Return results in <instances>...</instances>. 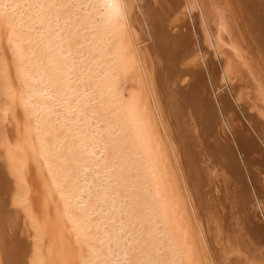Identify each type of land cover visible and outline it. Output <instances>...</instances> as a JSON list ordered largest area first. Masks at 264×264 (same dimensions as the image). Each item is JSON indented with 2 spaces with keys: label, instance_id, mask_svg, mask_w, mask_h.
<instances>
[{
  "label": "bare ground",
  "instance_id": "6f19581e",
  "mask_svg": "<svg viewBox=\"0 0 264 264\" xmlns=\"http://www.w3.org/2000/svg\"><path fill=\"white\" fill-rule=\"evenodd\" d=\"M44 1L0 0V264L124 260L118 252L109 259V241L121 231L108 193L98 189L104 180L94 181L95 167L126 142L155 199L161 245L171 251L166 264H264V108L257 103L264 104V87L236 69L238 44L228 60L216 43L236 29L264 54V0H221L226 13L205 0H82L88 23L80 19L81 29L103 61L93 93L115 113L104 132L80 122L91 105L77 86L82 70L67 38L81 21L68 17L55 28ZM67 161L80 177L70 176ZM121 177L123 188L132 185Z\"/></svg>",
  "mask_w": 264,
  "mask_h": 264
},
{
  "label": "rangeland",
  "instance_id": "374dc122",
  "mask_svg": "<svg viewBox=\"0 0 264 264\" xmlns=\"http://www.w3.org/2000/svg\"><path fill=\"white\" fill-rule=\"evenodd\" d=\"M51 1V2H50ZM45 0L44 1V8H42L45 12H47V13H49L48 15L50 16H48L47 18L49 19L47 22H52L53 23V25L55 24V28H56V26H57V24L59 25H61L62 24V22H67V20L69 21V19H65V18H68V17H72V19L73 20H75V22H79V21H83V20H85V16H86V14L87 13H85V11H84V9H85V6L82 4V0ZM205 1H207L206 3V5H208L209 7H211V8H213L214 7V5L216 4V3H218L217 5L218 6H220L221 8V10L222 9H224V13H226V11H227V8H226V5H223V3H222V1L221 0H205ZM204 1V2H205ZM79 2H80V4H79ZM221 4H220V3ZM19 3V2H18ZM215 3V4H214ZM35 5L33 4L32 5V7H34ZM50 6V7H49ZM213 6V7H212ZM216 6V5H215ZM46 7V8H45ZM51 8V9H50ZM48 9V10H47ZM214 9V8H213ZM51 10H52V13H51ZM214 11V10H213ZM31 12H32V10H31ZM51 19V20H50ZM62 19H65V20H62ZM81 19V20H80ZM81 21V22H82ZM56 22V23H55ZM80 22V26H78V25H76L75 26V31L72 33V32H68V38H67V41H68V43L70 44V45H72L73 43L75 44V55H74V57H76L75 58V60H74V62L75 61H78V62H76L77 64H78V66H80L81 67V72L80 71H78L77 72V74H78V81H77V86L79 87V89H81L85 94V99L88 101V102H86V104H85V106L87 107L88 105H91V114L90 115H87V116H85V117H83L82 116V121H80L82 124L84 123V125H85V127H82L83 129H85L86 127H90L91 125V127L92 128H90V130H92L94 127L95 128H97L98 126V128L97 129H100V130H102L103 132H104V129H106V126H108V123L109 122H111L112 120H113V117H114V115H115V113H113V112H111L110 111V109L113 107L112 105L110 106L111 108H109V106H103V105H101V104H98V98H97V94H94V93H96L94 90L95 89H93V83H92V81L93 80H95V79H97L99 76H95V75H97V71L99 70V69H97V67H99V68H101L102 67V63H103V61H102V58L101 57H98V55L96 54V52H93L92 51V49H91V47H90V44H91V39H90V34H89V32H88V30H86V29H81L82 27H81V24H83L84 25V21L81 23ZM212 22V21H211ZM85 23H88V21H86L85 20ZM87 25V24H86ZM77 30V31H76ZM36 31H39V30H35V32ZM213 36H214V38H213V42H215L217 39H216V34H217V32H216V28H214L213 29ZM232 32V33H231ZM37 33V32H36ZM61 33V32H60ZM229 35L228 34H224V33H222L223 35L221 36V37H223L222 38V44H221V42H218V40L216 41V43L218 44V46H219V44H220V46L221 47H219L218 48V51H220L221 53H222V55H224V57L225 58H227L228 60H234L233 58H235L233 55H231L232 54V51H231V47H230V45L232 44V43H235V44H238L239 45V47H240V49H241V56H242V60H237L236 58V62H234V64L236 65V69L237 70H239V71H243V73L245 74V76H246V79H248V80H250V82H251V80L253 81V82H255L256 80H258V82H260L259 84H261V86H263L264 87V63L262 64V62L264 61V54L262 53V52H260V54H259V52L258 51H260L259 49H258V51H256L257 50V48H255V52H254V50L250 47V45H249V42H250V40L248 39V37L246 36V37H244V34L243 33H241V31L240 30H236V29H233V31L232 30H230L229 31ZM37 34H35V36H36ZM72 35V36H71ZM74 35V36H73ZM235 35V36H234ZM69 36H70V38H69ZM231 36V37H230ZM238 36V37H237ZM90 39V40H89ZM215 39V40H214ZM236 39V40H235ZM241 39V40H240ZM231 40V41H230ZM243 40V41H242ZM231 42V43H230ZM212 43V42H211ZM252 43V42H251ZM3 44H5V51H6V54L9 56V57H12V54H11V51H12V49H11V47L8 45V43L7 42H3ZM247 44V45H246ZM245 45V46H244ZM242 47V48H241ZM95 48V47H94ZM222 48V49H221ZM243 49V50H242ZM95 50H97V49H95ZM252 52V53H251ZM257 52V53H256ZM244 53H245V55H244ZM84 59V60H83ZM258 59V60H257ZM94 62V63H93ZM102 62V63H101ZM240 62H242V64H240ZM97 63H98V65H97ZM237 63V64H236ZM261 63V64H260ZM80 64V65H79ZM101 64V65H100ZM240 64V65H239ZM256 64V65H255ZM245 67H244V66ZM249 66V67H248ZM261 66V67H260ZM242 67V68H241ZM259 67V68H258ZM248 68V69H247ZM36 70H37V68H36ZM245 70H247V71H245ZM255 70V71H254ZM50 71V70H49ZM259 71V72H258ZM247 73L249 74V76L247 75ZM250 74H251V76H250ZM253 75V76H252ZM248 77V78H247ZM259 77V78H258ZM253 82H251L254 86H256V82L255 83H253ZM257 87V86H256ZM256 91V92H255ZM94 92V93H93ZM253 93H254V95H256V96H258V93H257V88H253ZM257 93V94H256ZM105 96H106V94H105ZM92 97H96V100H94L93 101V99H92ZM257 99H258V97H257ZM257 103L258 104H260L259 106H261V107H263L264 108V104L261 102V101H259V100H257ZM93 108V109H92ZM95 108V109H94ZM98 108V109H97ZM107 108V109H106ZM95 111V112H94ZM94 112V113H93ZM110 112H111V114H110ZM108 113V114H107ZM100 115H101V118H100ZM90 116H91V118H90ZM109 116V117H108ZM108 117V118H107ZM104 118V119H103ZM101 119V120H100ZM109 119H111V120H109ZM103 120V121H102ZM107 120H108V122H107ZM98 122V123H97ZM101 122V123H100ZM103 122V123H102ZM105 122V123H104ZM87 123V124H86ZM107 123V124H106ZM111 124H112V126H111ZM103 125H105V126H103ZM97 126V127H96ZM105 127V128H104ZM112 127V128H111ZM113 127H114V129H113ZM111 129V130H110ZM110 129H109V132H111L112 134H113V131H114V134H113V137H118L120 134H121V132L120 131H118L117 130V127H116V125H114L113 123H110ZM116 134V135H115ZM119 134V135H118ZM55 135H56V137L58 136V132H56L55 133ZM51 141V140H50ZM125 145V146H124ZM124 146V147H123ZM127 146V147H126ZM129 144L126 142V143H124L123 145H121V147L123 148V150H122V148L120 149L119 148V151L121 150V152H118V150H116V152H114V154L112 153V154H108V157H107V159H106V163H105V165H104V162L102 163V165H97V167H95V170H98L99 172V175L97 176L98 178V180H96V181H94L95 183H100V181H102V180H104V181H102L101 182V184H99V190H100V192H105L106 194L108 193V196H109V204H110V206L112 207V208H114V210H115V215H116V220H117V227L118 226H120V237H118V238H116V237H114V238H112V241H109V248L107 249V251L110 253L109 254V259L111 260V259H113V257H114V259H116L117 257H116V252H118V253H120L119 255H120V258L121 257H125L124 258V260H122V261H116L115 263H117V264H128V262H129V264H161L162 262H164V263H162V264H166L167 263V261H168V259L171 257L170 256V250L169 249H167V248H165L164 249V247H163V245H164V243H165V239H164V235H162V234H160L159 232H160V228H161V230H164L162 227H160L161 226V223H159L158 224V222H160L159 221V219L157 218V215L155 214V212H156V204H155V199L154 198H152L153 196H152V191H151V188L149 187V183H148V181H147V179L144 177V179H142L143 177L142 176H140L141 174V171L140 172H138V170H135L134 169V167H132L131 166V158H130V151H129ZM126 149V150H125ZM96 150H98V148H96ZM127 151V152H126ZM129 152V153H128ZM126 153V154H125ZM127 153H128V156H127ZM118 154V155H117ZM115 155V156H114ZM117 155V156H116ZM123 155V156H122ZM124 155H125V157H126V159H127V157L129 158V159H127V160H125V157H124ZM82 156V158H83V154L81 153V155H80V157ZM114 158H113V157ZM120 156V157H119ZM123 158H122V157ZM113 158V159H112ZM120 158V159H119ZM110 159V160H109ZM123 159L127 162H125V161H123ZM115 160V161H114ZM118 160H122L121 162L120 161H118ZM114 161V162H113ZM118 161V162H117ZM68 162V163H67ZM66 162V168H68L69 169V171H68V173L70 174V176H74L75 174H77L78 173V171L77 170H75V167L73 166V165H71V162L70 161H67ZM86 164H87V162H86V160L84 161ZM109 162V163H108ZM119 162H120V164L122 165H120L119 164ZM109 165H108V164ZM113 163V164H112ZM128 163H130L129 165H128ZM107 164V165H106ZM112 165V166H111ZM116 165H117V167H116ZM120 165V166H119ZM124 165V166H123ZM102 166V167H101ZM105 166V167H104ZM109 166V167H108ZM125 166H126V168H125ZM111 167V168H110ZM113 167V168H112ZM119 167H120V169L121 170H119ZM124 167V168H123ZM128 168V169H127ZM131 168H133V169H131ZM114 170V171H110V170ZM124 170V173H123V170ZM75 170V171H74ZM126 170V171H125ZM133 170V171H132ZM135 170V171H134ZM107 171V172H106ZM116 171V172H115ZM127 171H128V174H127ZM132 173H131V172ZM76 172V173H75ZM106 172V173H105ZM133 172H134V174L135 175H133ZM137 172V173H136ZM108 173V174H107ZM131 175H130V174ZM105 174H106V176H105ZM120 174H122V175H120ZM123 174H124V177L127 175L128 176V179L130 180V181H132V185H129V186H127V187H125V188H123L124 187V184H126V182L124 183V181H120V179L121 180H123V177H121V176H123ZM137 174H138V176H137ZM78 175V174H77ZM77 175H76V177H77ZM101 175H103L102 177H101ZM112 175V176H111ZM118 175V176H117ZM119 175H120V177H119ZM79 176V175H78ZM108 176V177H107ZM115 176V177H114ZM117 176V177H116ZM129 176H131V178L129 177ZM80 177V176H79ZM111 177V178H110ZM100 178H102V179H100ZM109 178V179H108ZM135 178L137 179H139L140 180V182H141V185L139 186H137V184H135L134 183V181H135ZM112 179V180H111ZM113 179H115V180H113ZM117 179V180H116ZM145 180V181H144ZM97 181H99V182H97ZM109 181V182H108ZM108 182V183H107ZM111 182V183H110ZM119 184H118V183ZM123 182V183H122ZM143 182H145V183H143ZM117 183V184H116ZM147 183V184H146ZM113 184V185H112ZM121 184H122V186H121ZM133 184H134V186L136 185V188L138 189L139 187V189H138V192H137V189L133 186ZM112 186V187H111ZM131 186V187H130ZM142 186V187H141ZM146 188H145V187ZM100 187H101V189L103 188V190H101L100 189ZM105 187H107L106 189H105ZM117 187H119V188H117ZM122 187V188H121ZM135 189H134V188ZM147 187H149L148 189L150 190H148L147 189ZM113 188V189H112ZM127 188V189H126ZM131 188V189H130ZM108 189V190H107ZM114 189H116V190H114ZM123 189V190H122ZM132 189H134V190H132ZM147 189V190H146ZM109 190H112V191H109ZM120 190V191H119ZM126 190V191H125ZM128 190H130V191H128ZM132 190V191H131ZM107 191V192H106ZM144 193H142V192ZM113 192V193H112ZM120 194H119V193ZM126 192H128V193H126ZM132 192V193H131ZM151 194H150V193ZM109 193H112V194H110L109 195ZM115 193V194H114ZM135 193H136V195H135ZM124 194H126V195H129V196H131V194H132V196L131 197H129V196H125ZM151 195V196H149V195ZM116 195H117V197H116ZM147 197H146V196ZM115 196V197H114ZM123 196V197H122ZM112 197V199H110ZM119 197V198H118ZM122 198V199H121ZM126 198V199H125ZM129 198H133V199H129ZM153 199V201L152 200H150V199ZM119 199H121V200H119ZM135 199V200H134ZM147 199V200H146ZM116 200V201H115ZM125 200V201H124ZM130 200H133L135 203L134 204H132L133 203V201H130ZM113 201V202H112ZM149 201V202H148ZM116 202V203H115ZM121 202H123V203H121ZM130 204H129V203ZM132 202V203H131ZM150 202H153V203H151V205H150ZM120 204H123L122 206L120 205ZM128 204V205H127ZM115 205V206H114ZM150 205V206H149ZM114 206V207H113ZM121 206V207H120ZM131 206H133V207H131ZM153 206H154V208H153ZM116 207V208H115ZM122 207H125L124 209L122 208ZM128 207H129V209H128ZM152 207V208H151ZM119 208V209H118ZM131 208V209H130ZM132 208H136L137 210H134L133 212L134 213H132L131 211H132ZM146 209V210H145ZM129 210V211H128ZM149 210H151V211H149ZM148 211V212H147ZM152 211H154V212H152ZM120 214H119V213ZM127 212V213H126ZM129 212V213H128ZM136 212V213H135ZM144 212V213H143ZM125 213L127 214V215H125ZM137 213H138V215H137ZM147 213H149L150 215H148ZM153 213L155 214V215H153ZM119 214V215H118ZM131 214H133L132 215V217H131ZM142 214V215H141ZM135 215V216H134ZM136 215H137V217H136ZM148 215V216H147ZM152 215H153V218H154V220L152 221ZM129 216V217H128ZM142 218H141V217ZM119 217V218H118ZM136 217V218H135ZM138 217L140 218V220L138 219ZM148 217V218H147ZM135 218V219H134ZM145 218V219H144ZM151 218V222L149 221V219ZM118 219H120V220H118ZM122 219H124L123 221H122ZM138 219V220H137ZM142 219H144V223H142L143 222V220ZM156 220V221H155ZM134 222V221H138L136 224H135V222L132 224V222ZM150 222V224H149V222ZM128 222V223H127ZM140 222V227H139V225H138V223ZM156 222V223H155ZM141 223H142V226H143V228H142V226H141ZM147 223V224H146ZM126 224V225H125ZM132 224V225H131ZM122 225H123V227H122ZM131 225V226H130ZM153 225V226H152ZM124 226H125V228H124ZM128 226V227H127ZM138 226V227H137ZM149 226V227H148ZM156 228H155V227ZM108 227H106L105 226V229H107ZM122 228V229H121ZM133 228V229H132ZM140 228H142V229H140ZM147 228H149V230L148 231H146L147 230ZM152 228V230L151 231H153V232H151L150 231V229ZM154 228V229H153ZM158 228V229H157ZM125 229V230H124ZM157 230H159L158 232H157ZM127 231H129L128 233H127ZM132 231V232H131ZM100 233V229L98 228V234ZM130 233V234H129ZM132 233H133V236H132ZM140 233H141V236H138V235H140ZM155 235H154V234ZM126 234V235H125ZM138 234V235H137ZM152 235V236H151ZM135 236V238H134V240L132 239L133 237ZM137 236L139 237V239H137ZM154 236H156V237H154ZM161 236V237H160ZM163 236V237H162ZM132 237V238H131ZM150 237H153V239L152 238H150ZM158 238H160L159 239V241L157 242V240H158ZM141 239V240H140ZM143 239V240H142ZM153 240V242H152V240ZM164 239V240H163ZM119 240V241H118ZM132 240V241H131ZM136 240V241H135ZM164 242H163V241ZM137 241H139L138 243L139 244H137ZM157 242V243H155V242ZM163 243H162V242ZM115 242H117L116 244H115ZM133 242V243H132ZM141 243V244H140ZM158 243H160L159 245H158ZM126 246H125V245ZM129 244H130V246H131V248H130V246H129ZM137 244V245H136ZM150 244H151V246H150ZM157 244V245H156ZM161 244H163V245H161ZM119 245H120V247H119ZM134 245V246H133ZM122 246V247H121ZM129 246V247H128ZM138 246V247H137ZM159 248H158V247ZM161 246H162V248H161ZM133 247H135V248H133ZM136 247H137V249H136ZM139 247H141V248H139ZM151 247V248H150ZM158 248V250H157V248ZM123 249V251H122V249ZM129 249H130V251L131 250H133V251H131V254H130V251H129ZM139 249H140V251H139ZM164 249V251H162V250ZM172 249V248H171ZM84 250H85V248H84ZM101 252L102 253H104V247H102L101 249ZM121 251V252H119V251ZM147 250V251H146ZM157 250V251H156ZM168 250V251H167ZM127 251V252H126ZM129 251V252H128ZM139 251V252H138ZM142 251V252H141ZM157 254H156V253ZM167 252H169V253H167ZM126 253V254H125ZM142 253H144V254H142ZM156 255H155V254ZM123 254V255H122ZM152 254V255H151ZM159 254H161V255H159ZM112 255V256H111ZM134 255V256H133ZM145 256V257H143V256ZM147 255H149V256H147ZM163 256L165 257V258H163ZM167 256V257H166ZM168 256H170L169 258H168ZM116 257V258H115ZM128 257H129V259H128ZM153 257H156V258H154V260H157V261H160V262H157L156 261V263H155V261L153 262ZM159 257V258H158ZM127 258V259H126ZM135 258H137V259H135ZM146 258H147V260H146ZM158 258V259H157ZM167 258V259H166ZM134 259L135 260H137V261H135L134 262ZM142 259V260H141ZM150 259V260H149ZM160 259V260H159ZM162 259V260H161ZM164 259V260H163ZM117 260V259H116ZM128 260V261H127ZM125 261V262H124ZM130 261H132L133 263H131ZM152 262V263H151Z\"/></svg>",
  "mask_w": 264,
  "mask_h": 264
}]
</instances>
